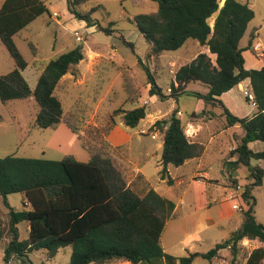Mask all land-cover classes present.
Listing matches in <instances>:
<instances>
[{
	"label": "trees",
	"instance_id": "obj_1",
	"mask_svg": "<svg viewBox=\"0 0 264 264\" xmlns=\"http://www.w3.org/2000/svg\"><path fill=\"white\" fill-rule=\"evenodd\" d=\"M152 1L158 3L156 11L139 14L132 20L147 41L148 58L167 50H177L188 39L197 40L216 54L215 62L206 52H200L192 61L181 65L175 73V81L168 87L169 93L157 83L150 67L145 63L143 66L148 75L150 96L157 95L162 100L194 96L202 99L206 106H221L228 125L243 127L245 134L241 142L230 151V156H237L236 160L226 159L224 162L229 179L237 184L236 169L245 166L248 170L250 181L242 192L245 207L241 211V225L206 252H189L183 256L166 252L162 235L173 216L174 201L158 193L143 174L130 180L126 167L113 154L112 146L100 132L94 135L95 140H84L80 134L82 120L79 112L64 111L63 102L56 94L63 76L84 59L82 45L49 60L33 87L23 75L29 63L17 47L14 35L49 9L44 0H4L0 7V40L13 57L15 69L0 75V101L33 97L38 105L34 121L36 128H57L63 122L90 153L88 161H80L73 154L60 160L14 154L0 158V194L9 215L7 225L0 213V241L6 225L11 237L4 250V264H11L13 257H26L39 249L47 250L49 256L54 257L66 246L72 247L67 264L124 261L193 264L200 257L211 261L225 248L231 251V264H239L241 241L257 239L264 242V224L257 220L254 195V190L264 184V168L252 163L264 159V150L254 151L249 147V142L264 141V66L247 68L244 51L250 49L252 40L245 47L240 45L255 12L241 0H225L222 6L220 0ZM67 3L75 17L85 20L88 26L97 24L91 17L93 10L81 13L70 0ZM100 27L107 34L114 30ZM30 45L33 47L32 42ZM120 71L127 94L132 98L137 96L139 88L133 73L124 65L120 66ZM246 79L250 80L257 109L252 116L240 117L232 113L219 97ZM192 82L205 85L207 90H189L187 87ZM206 110L188 113L187 121L196 120ZM179 111L174 109L168 118L156 121L151 127L159 129L163 136L160 176L170 185L174 180L168 165L182 166L202 157L206 150L204 143L193 141L187 135L186 120L180 118ZM114 113L120 115L126 126L135 128L148 112L145 105H140L119 108ZM12 193H22L23 204L30 203V208L11 206L8 195ZM23 221L30 225L26 239L19 238L18 224ZM246 264H264V246L254 247Z\"/></svg>",
	"mask_w": 264,
	"mask_h": 264
},
{
	"label": "rangeland",
	"instance_id": "obj_2",
	"mask_svg": "<svg viewBox=\"0 0 264 264\" xmlns=\"http://www.w3.org/2000/svg\"><path fill=\"white\" fill-rule=\"evenodd\" d=\"M44 1L48 6V12L38 16L27 27L14 35L17 47L29 63L28 68L23 71V75L34 87L42 69L49 60L78 45H82L84 59L73 66L71 72L61 79L56 94L63 102L64 111L67 113L79 112L82 120L80 134L84 140H95L94 135L97 132H100L103 139H107L108 128L112 127L118 119H121L119 114L114 113L119 108L129 109L140 105L147 107L146 118L133 131L139 130L142 126L147 128L150 114L155 115L150 116L151 121H154L153 125H155L156 121L168 118L174 109L180 110L181 108L184 114L180 115V111L178 114L183 121L186 120L187 114L191 113L192 108L196 106L198 98L189 95L181 96L178 100L171 97L162 100L158 96L150 98L146 88L148 75L143 63L147 64L153 71L157 83L163 88L164 92L169 93L170 88L168 87L175 79L177 69L193 60L198 50H202L203 46L195 39H188L177 50H167L159 56L148 58L147 41L132 20L139 14L156 11L158 9L157 2L152 0H70L71 5L81 13H90L93 10L91 17L97 24L88 26L85 20L78 19L70 12L67 0ZM241 1L247 2L255 12V16L249 24L248 32L241 42L242 45L247 44L249 40L254 43L253 51L245 50L244 52L246 65L247 67L260 68L264 66V0ZM3 2L4 0H0V7ZM222 3H224L223 0H220V5ZM210 21L212 22V19ZM99 25L114 30L112 34H107L100 30ZM256 31L257 33H255ZM125 41L129 42L126 43ZM31 42L34 48L30 45ZM121 65L128 67L133 73L135 83L139 88V94L133 98L125 90L123 76L120 71ZM14 69L15 61L0 40V75L7 74ZM197 86L198 84L195 83L190 85L192 89ZM242 88L239 90L236 87L229 94L233 98L234 114L238 116L252 115L257 108L251 100H246L245 91H253L248 84H245ZM37 110L38 105L33 97L7 102L0 101V115L2 116L0 121V158L10 154L54 160H60L67 154H73L79 159L89 158L90 153L88 150L82 146L81 140L74 136L65 123L62 122L57 128H36L34 121ZM155 111H158V113L155 114ZM129 130L132 129L129 128ZM236 131L239 135L241 132L242 137L245 134L242 127ZM142 137L149 142L150 148L153 150L152 154H157L143 164L150 181L158 185L159 192L163 194H170V191H182V186L160 182L161 177L156 167L162 157V137H159V135L156 137L143 135ZM231 141L235 142L233 139ZM229 142L219 143L216 141L214 144H219L229 150L231 148ZM212 146H208L209 151H206L203 164L207 167L210 177L218 178L221 182L225 174L221 170L220 159L222 156L221 153L213 151ZM111 149L113 154L117 153L115 148ZM253 149L264 150V141H255ZM122 151H124L123 148L120 152ZM255 163L257 165L261 163L262 166H260L264 168V159L256 160ZM191 168L192 164H188L183 168L170 165L173 177L183 170L185 172L191 171ZM245 171H248L247 168H245ZM127 174L130 180L135 177L129 169ZM227 184V186L237 190L233 192L234 198L242 197L244 186L239 188V184L230 179ZM208 185L209 182L205 181L204 186L208 187ZM205 187H203V184L196 183L188 190L187 201L194 206L196 211L193 223H189L188 226L184 225L182 221L185 219L186 211L182 207L176 210L175 216L168 221L162 240L169 252L174 250L169 248L173 242L183 239L186 234L193 236L195 231L199 230L200 220L203 219L205 210L211 206L209 203L210 196L213 198L221 192L222 188V186H217L215 191L211 193L208 191L207 193V189H203ZM254 195L257 201L255 209L257 220L264 224V184L254 190ZM8 200L15 209L24 207L21 193L9 194ZM239 206L241 207V205ZM0 213L6 223L9 215L1 194ZM235 216L238 221L242 220L240 212H236ZM205 220L204 223L208 224L209 221ZM7 228L6 225L5 235L0 241V264L4 263L3 253L11 238L9 237V228ZM233 228H235L234 225L228 222L223 223L222 227L217 225L206 226L202 231H198L199 240L192 239L189 241L193 244L192 250L197 252L208 251L215 243L228 237L230 230ZM20 231L21 237L26 238L23 225ZM240 245L241 250L238 261L239 264H246L250 251L254 247L264 246V242L257 239H244L240 242ZM177 248L174 251L176 255L183 256L188 252L185 243H178ZM71 253V246L61 248L54 257H50L47 250L39 249L30 252L26 257H13L11 264H67L70 261ZM231 262V251L229 248H225L221 249L218 257L213 260L208 261L200 257L193 264H231Z\"/></svg>",
	"mask_w": 264,
	"mask_h": 264
},
{
	"label": "crops",
	"instance_id": "obj_3",
	"mask_svg": "<svg viewBox=\"0 0 264 264\" xmlns=\"http://www.w3.org/2000/svg\"><path fill=\"white\" fill-rule=\"evenodd\" d=\"M224 1L225 0H223V2ZM222 5H223V3H222ZM213 22H214V18H212L211 25H213ZM247 32H248V28H247V31L245 34H247ZM255 33H257V31ZM243 38L240 41V45L242 47H245L248 45V43L242 45L241 42H242ZM253 45H254V43L252 42V45H251L250 49H248V50L253 51L252 50ZM203 49L198 50L197 54H199L200 52H206L212 58V60L215 62L216 54L211 53L207 46H203ZM245 65H246V62H245ZM246 67H247V65H246ZM247 68H254V67L252 66V67H247ZM64 76H63V78H64ZM192 83L198 84V86L196 88L192 89L190 87V85ZM192 83H190L187 87L189 90H197V91H203V92L207 90L206 86L199 83V82H192ZM245 84H248L250 86V80L246 79V80L242 81L236 87L239 90H241V89H243L242 87ZM236 87L232 88L231 90H229L227 92H224L219 97L220 99H222V101L225 103V105L228 107V109L232 113H235V110L232 106L233 98L229 94L231 92H233V90ZM146 88H147V92H149V84H147ZM149 97L154 98V97H157V95H153V96L149 95ZM192 109H193L192 112H197V113L201 112L203 109H207V110L202 116H200L196 120L187 121V118H186V133L193 141H199V142H202L205 144V146H206L205 154H206V151H209V149H208L209 145H213L212 146L213 151L221 153L222 157L220 159V164H221V170L223 172H225L224 179H223L224 181L222 180L220 182V180L218 178H211L210 177V174H209L207 167H205L203 164V158L205 156V154H204L200 158L192 159V160L186 162L184 165L179 166V167L183 168V167L187 166L188 164H192V168H191L192 170L186 171V172L183 170L174 177L172 176L171 171H170V165L171 164L168 165L169 174H170L171 178L174 180L173 184H177L180 187L182 186V191H179V192L170 191L169 192L170 194H163V193L159 192V186L156 184H153L150 181L149 175L147 174V172L145 171L144 166H143V164L146 163L148 159L154 158L157 154L156 153L152 154L153 150H151L149 142L145 141L144 137H142V136L143 135H150L152 137V133L155 131H158L159 137H162V139H163V136H162L161 131L159 129H155V130L151 129L154 121H151L152 119L150 118V116L153 117V116H155L154 114L153 115L150 114V116L148 117L149 125L147 128H144L142 126L139 130H136V131H133V129L137 128L138 126L135 128H130V127L126 126L120 119H118L117 123L113 126V128L110 130V132L108 133V136H107V140L112 145V148H115L117 150V153L115 152L114 155L119 159V161L124 165V167H126L127 170L129 169L132 173H134L135 177L138 174H143L145 176V178L150 182L152 187L158 193H160L161 195H163V196L171 199L172 201H174L175 209H174L173 216L171 218H173L175 216L176 210H178L181 207L186 211V213L184 215L185 219L182 221L184 223V225H186V226H188L189 223H193V221H195L194 217L196 214V211L194 210L195 209L194 206L192 204H189V201H187V195H188L189 188L193 184H196V183L203 184V187H205L204 182L206 181V182H209V185H208V187H205L203 189H205V190L207 189V193H208V191H209V193H211V192L215 191V189H217V186H222L221 192L219 194H217L213 198H212V196H210L211 200L209 201V203L211 206L205 210V215L202 217L203 219L200 220V228H199V230L195 231V234L193 236H190V234H186L183 239L178 240L177 242H173L169 248L170 249L172 248L174 250H172L170 252H169L168 248L163 244V240H162L164 250L166 252L172 254V255H175V256H180V255H176V252H174V251H175V249H178L177 248L178 243H181V242L185 243V247L188 250L187 254L189 252H197V251L192 250L193 244L189 243V241H191L192 239L199 240L200 239L199 232L202 231L206 226L217 225V226L222 227L223 223L228 222V223H231L232 225H234V227H235V228L230 230V233L233 230L237 229L241 225L242 220L238 221L235 214H236V212H240V214H241L242 209L245 207V204H244L241 196L236 197V198H230L229 197L230 194L235 191V189L233 187L227 186L228 185L227 181L229 180V176H228L229 172L224 165V162L226 159L236 160V158H237V156H235V155L229 156V157H228V155L230 154V151L232 149H234L237 146V144H239V142L242 140L241 132L239 135L236 131V130L241 129V125H239V124H235L232 126L228 125L226 116L223 114V108L221 106H217V107L206 106L202 99H198L196 106ZM180 112H181L180 115L184 114V111L181 108H180ZM157 113H158V111H155V114H157ZM252 115L247 114L246 116H252ZM240 117H243V116H240ZM129 128L132 130H129ZM74 136L76 137L75 134H74ZM153 139H157V138H153ZM226 139H228V140H226ZM232 139L235 142L231 141ZM239 139H241V140L239 141ZM216 141H218L219 143H224V142L230 141L229 145L231 146V148H230L231 150L230 149L226 150L225 148L221 147L219 144L215 145L214 143ZM254 144H255V141L249 142V147L253 149ZM122 148L124 149V151L120 152V150H122ZM254 151H258V150H254ZM126 158H127L128 162H127ZM77 159L80 161H88L90 159V156L88 159H84V158H81V159L77 158ZM255 162H256V160L252 161L253 164H256ZM259 164L261 165V163H259ZM161 167H162V165H161V160H160V163L156 167L157 170L159 171V174H160ZM245 168H246L245 166H240L236 169V174L239 177L238 184L240 186H245L250 181V179H248V177H247V172L245 171ZM135 177H133L132 179H134ZM160 182H167V180L163 179L161 177ZM213 187H214V189H212ZM236 203L241 205V209H238L234 206V205H236ZM24 207L29 209L30 203H26V205L24 204ZM3 214H4V212H3ZM4 215H6V214H4ZM205 219H207L209 221L208 224L204 223L206 221ZM7 222L9 223V219L6 221V223ZM22 225L24 226L26 238L29 236L30 225L28 222H25V221L20 222L18 224L19 238L20 239H26V238L21 237V231L20 230H21ZM166 226H167V224H166ZM226 238L227 237L223 238L221 241H223ZM162 239H163V235H162ZM221 241H219V242H221ZM187 254H185V255H187ZM3 256H4V253H3ZM3 260H4V258H3ZM116 264H134V263H132L130 261H124V262H118Z\"/></svg>",
	"mask_w": 264,
	"mask_h": 264
},
{
	"label": "built area",
	"instance_id": "obj_4",
	"mask_svg": "<svg viewBox=\"0 0 264 264\" xmlns=\"http://www.w3.org/2000/svg\"><path fill=\"white\" fill-rule=\"evenodd\" d=\"M245 94H246V96L249 98V100H251L252 104H253L254 106H256V102H255V100H254V94H253V92L246 90V91H245ZM158 135H159L158 131H155V132L152 133V137H156V136H158ZM238 187L240 188L241 186L238 185ZM235 191H237V190L235 189ZM229 197H230V198H234L233 193H231ZM234 206H235L236 208H238V209H241V207H240L239 205H237V204L234 205Z\"/></svg>",
	"mask_w": 264,
	"mask_h": 264
}]
</instances>
